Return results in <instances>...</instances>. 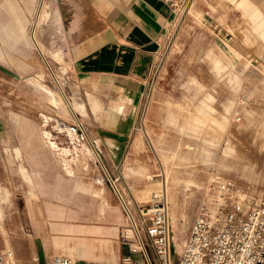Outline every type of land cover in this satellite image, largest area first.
<instances>
[{"label":"rangeland","instance_id":"1","mask_svg":"<svg viewBox=\"0 0 264 264\" xmlns=\"http://www.w3.org/2000/svg\"><path fill=\"white\" fill-rule=\"evenodd\" d=\"M45 1L40 6V0H0V134L9 139L8 148L0 142V246L10 254L5 264L34 263L33 254L23 261L31 251L32 230L44 248L51 237L50 227L40 221L43 213L38 205L28 204V210V185L9 162L12 146L23 145L26 151L23 122L32 124L38 140L42 126L60 148L67 149L68 159L76 149L89 148L70 166L79 181L92 190H103L108 204L104 216L114 205L104 172L106 166L111 167L110 152L117 149L121 155L119 174L127 189L126 201L146 202L151 189L162 187L172 213L170 248L175 262L195 216L220 194L218 182L233 181L249 205L264 202V19H250L230 0H193L183 13L174 14L164 30L159 58L149 72L133 129L127 140L123 138L121 148L101 143L93 116L68 108L75 100H65L67 87L60 84L68 68L53 57L52 52L59 49L58 38L47 32L52 27L57 34L58 14ZM251 1L264 13L262 0ZM44 10L47 14L41 19ZM27 12L31 16L26 18ZM68 86L77 91L71 79ZM53 92L64 104H57ZM76 101L85 105L88 100ZM75 121L83 124L86 138L68 134L65 126ZM191 126L197 127V134L183 131ZM32 139L44 162H26L27 166L42 164L40 175L52 184L59 176L57 170ZM73 183V179L67 181L68 186ZM133 190L140 193L136 200ZM74 196L91 200L85 193ZM230 197L225 192L228 201L234 196ZM45 200L39 195L34 202ZM120 224L113 244L118 243L121 255L126 256L129 242L122 233L129 224L123 215ZM147 254L157 263L148 243Z\"/></svg>","mask_w":264,"mask_h":264},{"label":"crops","instance_id":"2","mask_svg":"<svg viewBox=\"0 0 264 264\" xmlns=\"http://www.w3.org/2000/svg\"><path fill=\"white\" fill-rule=\"evenodd\" d=\"M230 1L241 8L250 19L256 17L264 19L262 10L251 0ZM47 2L58 14L57 34L53 32L52 27L47 28V32L58 38L56 44L58 43L59 49L52 52L53 57L58 61H64L68 68L65 73L67 87L65 92L68 98L75 100L73 104L68 105V108L72 112L80 113L79 115L86 117L91 115L95 118L97 123L95 126L98 127L95 131L104 146L113 145L122 148L125 141L123 138L127 140L133 129L149 72L159 58L164 30L173 18L171 10L161 0H48ZM46 14L47 11L44 10L41 19ZM27 16L31 15L27 12L25 17ZM44 42L49 44L47 40ZM70 79L77 89L76 92L68 86ZM54 94L55 92L52 98L56 100ZM76 100L88 101L84 105ZM56 101L58 105L64 104L62 97ZM20 125L21 137L27 143V148L25 151L23 145L12 146L9 162L15 165L16 172L28 185L27 207L28 204L38 205L39 213H43L40 219L43 221L42 225L51 229V237L47 240L45 248L32 230L29 238L32 247L28 245L31 251L29 255L24 256L23 261L32 258L33 254L39 264H49L55 254H64L73 256L76 264H97L102 261L119 264L123 256L120 246L118 243L115 246L113 240L117 238L122 215L126 219L120 197H124L127 189L120 180L121 155L117 149L109 154L111 167L105 168V173L117 180L116 188H112L109 184L113 193L114 205H111L113 210L104 216L108 204L102 197L103 190L90 189L89 185L76 178L75 169L70 166L72 160L77 161L82 158L89 152V148L82 146L76 149L74 156L68 159L65 155L67 149L64 150L59 146L60 150L57 149L54 145L55 141L47 135V131L42 126L39 129L38 140L32 124L23 122ZM65 128L70 136L75 135L70 127L65 126ZM183 131L197 134V127H186ZM32 138L36 139L40 147L47 152L57 170L59 176L52 184L46 182L40 175L44 171L42 166L44 161L38 156ZM0 142L8 148L7 136L2 134ZM139 143L138 139L136 144ZM26 162L42 164L33 165L29 169ZM139 171L140 167L137 170L138 179ZM71 179L74 183L68 186L67 181ZM78 193L88 194L91 200L75 197L74 195L77 196ZM139 194L138 191L133 190L135 200ZM39 195L47 198L43 204L34 202ZM127 202L130 206L136 205L133 199ZM103 217L105 222H102ZM169 217L172 228L170 209ZM64 251H69L71 254H66Z\"/></svg>","mask_w":264,"mask_h":264},{"label":"built area","instance_id":"3","mask_svg":"<svg viewBox=\"0 0 264 264\" xmlns=\"http://www.w3.org/2000/svg\"><path fill=\"white\" fill-rule=\"evenodd\" d=\"M161 1L176 15L188 9L193 0ZM44 2L40 0V6ZM32 39L40 49L34 36ZM60 81L62 86L65 85L64 77ZM63 94L69 103L70 98ZM69 127L77 139L86 138L84 126L80 122L75 121ZM105 175L111 187L116 188L117 179ZM217 188L220 194L216 210L212 212L208 205L201 207L176 262L172 260L170 248L172 229L169 202L163 191L147 202H136L134 209L123 196L120 197L129 224L122 233L123 239L129 242V253L121 258L119 264H264V202L246 206L234 197L228 201L225 192H235L229 181L218 182ZM147 243L157 263L149 258ZM7 256H10L9 251L0 246V264L7 262ZM33 262L38 264V259L34 258ZM49 264H75V261L69 256L55 254Z\"/></svg>","mask_w":264,"mask_h":264},{"label":"bare ground","instance_id":"4","mask_svg":"<svg viewBox=\"0 0 264 264\" xmlns=\"http://www.w3.org/2000/svg\"><path fill=\"white\" fill-rule=\"evenodd\" d=\"M69 135H70V134H69ZM70 137H71V136H70ZM224 181H229V182L234 186L235 192H233V194H230V196H231V197L234 196V197L236 198V200H237L239 203L244 204V205H246V206H249V204H247L246 201L244 200L246 194H243V193L240 191V189H237V188L235 187L233 181H231L230 179H225V180L220 181V182H224ZM161 192H162V187H160V186L157 187V188H153V189H151V191H150V198H149L147 201L151 200L153 196H158V195H160ZM218 195H219V194H217L216 197L211 198V199H210V203L208 204V207H209V209H210L212 212H214V211L216 210V208H217V200H219V196H218ZM231 197H230V198H231ZM137 200H138L139 202H141L139 199H137ZM147 201H146V202H147ZM258 201H259V200H258ZM62 255H64V254H62ZM65 256H69L70 258H72V259L75 261V264H76V259H75L73 256H70V255H65ZM107 263H110V262H107ZM110 264H112V263H110Z\"/></svg>","mask_w":264,"mask_h":264},{"label":"flooded vegetation","instance_id":"5","mask_svg":"<svg viewBox=\"0 0 264 264\" xmlns=\"http://www.w3.org/2000/svg\"><path fill=\"white\" fill-rule=\"evenodd\" d=\"M46 133H47L48 136H51V134H50L48 131H47ZM54 145H55V147H56L57 149H59V148H58V145H57L55 142H54ZM59 150H60V149H59Z\"/></svg>","mask_w":264,"mask_h":264}]
</instances>
